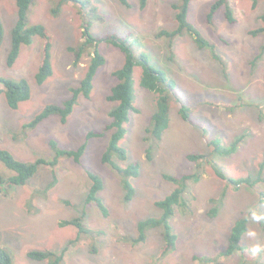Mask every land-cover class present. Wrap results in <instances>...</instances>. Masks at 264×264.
I'll list each match as a JSON object with an SVG mask.
<instances>
[{
  "label": "rangeland",
  "instance_id": "obj_1",
  "mask_svg": "<svg viewBox=\"0 0 264 264\" xmlns=\"http://www.w3.org/2000/svg\"><path fill=\"white\" fill-rule=\"evenodd\" d=\"M215 0H193L190 20L214 45L199 47L194 38L184 34L175 39L174 52L167 40L158 38L161 29L176 28L174 4L177 0H148L142 8L140 0H129L125 6L120 0H69L57 10L59 0H34L28 25L44 24L53 36L52 62L54 72L40 85L36 73L42 58V39L36 36L30 45L22 47L14 65L8 64L12 48V31L18 20L15 0H0V19L4 38L0 47V76L20 80L26 78L32 87V97L17 109L9 106L0 83V147L10 150L17 158L28 161L39 157H53L51 140L62 147L76 149L91 130H105L112 118L115 102L108 100L117 83L113 72L125 62V54L118 47L99 43V51L106 63L98 70L90 97L81 96L67 122L57 115L43 120L36 128L23 132L30 122L49 104H62L87 73L94 49L85 52L81 62L76 61L73 47L83 39V26L91 24L97 37L111 33L130 35L132 48L148 53L154 66L164 69L174 79L171 91V122L163 134L153 157H148L147 127L157 110V93L140 85L142 67L135 68L136 110L132 111L128 132L121 144L127 147L129 159L117 161L122 165L139 162L140 174L133 177L136 196L125 199L121 178L102 162L112 131L89 140L80 162L63 157L56 169L57 183L49 188L54 178L50 167H42L25 185L12 186L0 198V244L14 255L13 264H46L30 258V250L61 249L78 237L74 225H60L86 212V222L93 231L73 242L62 264H196L194 256L204 255L215 260L208 264H239L242 253L217 258L228 245L234 222L248 215L250 207L264 213V35L250 34L264 24V0H231L237 22L231 24L224 7L220 8L214 23L207 21ZM57 10V12H56ZM183 105L189 109V118L181 113ZM229 149L240 141L232 153L216 152L215 141ZM190 154H205L220 164L232 178H252L238 187L221 178L208 160L189 159ZM89 170L105 179L99 196L110 209L104 217L96 204H87L91 187ZM200 170L201 179L193 183L189 208L178 207L172 224L178 236L177 249L162 256L164 244L161 229L149 231L144 243L134 244L123 239L138 237V223L150 216H159L156 201L174 189L164 174L185 175ZM0 171H10L0 160ZM49 188V189H48ZM48 189V190H47ZM224 196L222 203L218 200ZM218 207V212L212 211ZM260 241H264V220L252 223ZM247 230V231H248ZM246 234L243 244L251 246ZM97 248V251H94ZM264 263V253L254 258ZM220 260V261H219Z\"/></svg>",
  "mask_w": 264,
  "mask_h": 264
},
{
  "label": "trees",
  "instance_id": "obj_2",
  "mask_svg": "<svg viewBox=\"0 0 264 264\" xmlns=\"http://www.w3.org/2000/svg\"><path fill=\"white\" fill-rule=\"evenodd\" d=\"M15 1L18 7V20L12 31V48L8 57V64L10 66L14 65L20 56L22 47L24 45L32 44L34 38L40 36L42 39L43 51L40 65L36 73V81L38 84L42 85L53 75L54 72L52 62L53 36L48 27L42 23L28 25L29 11L34 0ZM67 1L69 0H59L57 10H60L61 6ZM120 1L125 6L130 5L129 0ZM192 1L193 0H177L174 4L176 10V28L173 30L161 29L156 34L158 38L167 40L172 52H174L175 49V39L184 34L191 35L199 47H208L214 51V45L189 18ZM253 1L254 6H257L258 0ZM147 3L148 0H140L142 8H145ZM222 7L225 9L227 20L231 24H235L237 22V17L231 0H215L211 5V9L207 16L208 23H214L215 15ZM262 19L264 22V15L262 16ZM83 28L82 42L78 47H73L72 50L75 53L76 61L81 62L85 52H88L92 48L94 49V55L89 62L85 77L81 80V83L78 86H73L71 88L72 94L65 99L62 104L47 105L30 122L25 123L23 126V132L26 134L28 130L36 128L43 120L53 115L59 116L62 122H67L69 116L73 113L79 98L81 96L86 98L91 96L94 88L95 76L98 70L106 63L105 56L99 51V43L106 42L118 47L125 54V62L113 72V75L117 79V83L112 87L111 92L108 95V100L115 102V107L110 112L112 120L105 129L111 130L112 133L109 144L102 156V162L109 165L121 178L125 191V199L127 201H132L135 198L137 191L132 179L133 177L139 176L141 170L140 163L132 162L128 165H122L116 158L122 161L129 159L128 149L121 144V141L128 132L127 124L130 122L131 113L137 109L135 106V68L138 65L142 67L140 85L158 95L157 110L153 114L146 130L148 134L146 140L149 143L147 155L150 158L153 157L155 151L158 149L163 134L166 129H168L171 122V91L175 88V81L169 77L164 69L152 64L147 52L141 51L140 53H137L132 48V44L129 42V34L120 35L119 33H111L102 37H97L91 29V24L85 23ZM250 34L254 36L264 35V24L258 28L252 29ZM3 38L4 26L0 19V47ZM263 54L264 45L262 47V52L257 59H261ZM214 56L221 59L216 51H214ZM0 83L3 84L1 91L5 93L7 102L13 109L19 108L22 102L28 101L32 97V87L29 80L26 78L14 80L0 76ZM181 113L184 118H189V109L187 105H183ZM105 130L89 131L86 136V141L76 149L62 147L56 140H51L50 144L54 152L53 157L51 158L39 157L35 160L25 161L17 158L10 150L0 147V160L10 171L9 174L0 171V198L7 194V190L10 187L25 185L42 167L52 168L54 178L51 181L49 188L53 187L58 181L56 169L61 162V158L69 157L80 162L86 152L89 140L93 137L105 136ZM214 142L216 144V152L227 154L237 150L240 143V141H236L231 148L227 149L220 145V142L218 143L216 140ZM188 157L193 161L199 162L208 160L221 178L228 180L227 182L229 184L237 187L244 183L254 186L258 181L262 180V177L257 180H253L250 177L240 179L229 177L220 164L216 163L211 157H208L205 154H190ZM263 172L264 161L260 164V175H262ZM89 177L91 180V187L86 198V203L96 204L102 215L104 217H109L110 209L99 196L100 191L104 188L105 179L102 175L92 170H89ZM163 177L174 184V189L164 198L156 201V205L161 209V214L159 216H150L141 219L138 223V237L126 236L123 239L134 244L144 243L148 238L149 231L154 228H159L161 229L164 239L161 254L162 256H167L177 249L178 236L174 232L172 224L176 208L178 207L183 212L188 210L191 187L193 183H196L201 179V173L200 170H197L194 173L180 176L164 174ZM224 196L225 194L222 195L218 202L222 203L224 201ZM217 212L218 207L213 209L212 214L215 215ZM60 225L76 226L78 228V237L70 240L61 251L34 249L28 251L27 255L34 260L46 261V264H62L65 261L68 252L71 250L73 242L79 240L78 238L83 234L93 233L87 225L86 212L73 219L64 220L60 222ZM247 230L248 219H246V216L238 218L233 224L227 247L220 251L217 258H221L220 260H222L239 251L242 253L243 258L239 264H264L260 260L255 261L254 257L248 251V248L243 244V238ZM94 251H97V248H95ZM194 259L196 264H208L215 260L213 257H206L199 254L195 255ZM13 263L14 255L11 250L7 246L0 244V264Z\"/></svg>",
  "mask_w": 264,
  "mask_h": 264
},
{
  "label": "clouds",
  "instance_id": "obj_3",
  "mask_svg": "<svg viewBox=\"0 0 264 264\" xmlns=\"http://www.w3.org/2000/svg\"><path fill=\"white\" fill-rule=\"evenodd\" d=\"M246 219H249L252 223H259L264 220V213H261L258 208L250 207L248 210ZM248 241H251V246L248 247V251L255 258L264 253V241H260L258 233L254 229H250L246 232Z\"/></svg>",
  "mask_w": 264,
  "mask_h": 264
}]
</instances>
